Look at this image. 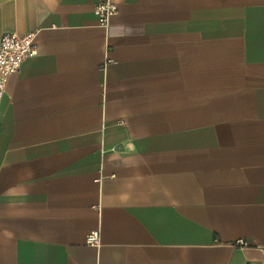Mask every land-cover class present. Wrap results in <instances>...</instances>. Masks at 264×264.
Listing matches in <instances>:
<instances>
[{
  "label": "crops",
  "instance_id": "obj_1",
  "mask_svg": "<svg viewBox=\"0 0 264 264\" xmlns=\"http://www.w3.org/2000/svg\"><path fill=\"white\" fill-rule=\"evenodd\" d=\"M101 1L0 0V264H264V0Z\"/></svg>",
  "mask_w": 264,
  "mask_h": 264
},
{
  "label": "built area",
  "instance_id": "obj_2",
  "mask_svg": "<svg viewBox=\"0 0 264 264\" xmlns=\"http://www.w3.org/2000/svg\"><path fill=\"white\" fill-rule=\"evenodd\" d=\"M117 12V5L104 0L96 4L95 13L100 25H107L111 15ZM34 32L18 34L6 32L0 36V101L5 93V87L9 76L16 73L24 60L36 54L33 43ZM85 242L93 247H99L98 231L90 232L85 237ZM236 244L246 245L242 240Z\"/></svg>",
  "mask_w": 264,
  "mask_h": 264
}]
</instances>
